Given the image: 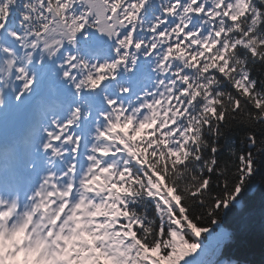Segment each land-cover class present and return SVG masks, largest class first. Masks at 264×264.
Instances as JSON below:
<instances>
[{"label":"snow or ice","instance_id":"6c2138e0","mask_svg":"<svg viewBox=\"0 0 264 264\" xmlns=\"http://www.w3.org/2000/svg\"><path fill=\"white\" fill-rule=\"evenodd\" d=\"M264 231V0H0V264H250Z\"/></svg>","mask_w":264,"mask_h":264},{"label":"trees","instance_id":"16d2710c","mask_svg":"<svg viewBox=\"0 0 264 264\" xmlns=\"http://www.w3.org/2000/svg\"><path fill=\"white\" fill-rule=\"evenodd\" d=\"M241 255L250 264H264V231L259 222L256 223L252 234L241 250Z\"/></svg>","mask_w":264,"mask_h":264}]
</instances>
